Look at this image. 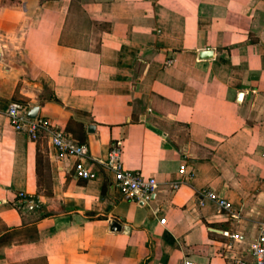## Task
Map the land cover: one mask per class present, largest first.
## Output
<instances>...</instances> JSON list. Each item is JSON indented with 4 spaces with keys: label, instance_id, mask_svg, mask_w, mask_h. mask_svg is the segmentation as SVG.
Listing matches in <instances>:
<instances>
[{
    "label": "crops",
    "instance_id": "0c3cea01",
    "mask_svg": "<svg viewBox=\"0 0 264 264\" xmlns=\"http://www.w3.org/2000/svg\"><path fill=\"white\" fill-rule=\"evenodd\" d=\"M13 101L95 179L13 131ZM114 144L155 179L147 201L112 186ZM263 221L264 0H0V264L247 263Z\"/></svg>",
    "mask_w": 264,
    "mask_h": 264
},
{
    "label": "built area",
    "instance_id": "2783aa9c",
    "mask_svg": "<svg viewBox=\"0 0 264 264\" xmlns=\"http://www.w3.org/2000/svg\"><path fill=\"white\" fill-rule=\"evenodd\" d=\"M171 59L164 61L163 65L168 66ZM31 108L29 105L19 102H10L5 110V116L11 129L26 135L29 141L36 142L45 138L52 149L60 158L70 157L75 159L73 164L74 175L82 180L88 181L95 179V174L88 171L82 164L87 157L86 147L76 144L69 137L60 131L48 120L35 116L33 120L26 118V111ZM121 147L119 144L112 145L106 154L105 160L101 165L110 173L111 184L118 192L119 197L127 202H145L156 188V181L153 177H144L138 171L124 169L121 161ZM178 174L186 179L192 177V172H186L184 165L178 167ZM178 183H172L171 189L176 190ZM199 196L213 202L220 211H224L231 217L230 206L222 199H218L210 190L199 191ZM18 199H25L22 193L17 194ZM164 220H159L163 224ZM234 238H236L234 236ZM181 264H193L188 260H182ZM236 264H264V221L259 225L258 235L250 247V260L245 263L237 261Z\"/></svg>",
    "mask_w": 264,
    "mask_h": 264
},
{
    "label": "water",
    "instance_id": "95a60500",
    "mask_svg": "<svg viewBox=\"0 0 264 264\" xmlns=\"http://www.w3.org/2000/svg\"><path fill=\"white\" fill-rule=\"evenodd\" d=\"M207 56H209V52L200 53L199 59H203V57H207ZM37 111H38V108L36 106L29 108L26 111V118L29 120H33L37 114ZM110 228L112 230H118V226L114 222L110 223Z\"/></svg>",
    "mask_w": 264,
    "mask_h": 264
},
{
    "label": "trees",
    "instance_id": "16d2710c",
    "mask_svg": "<svg viewBox=\"0 0 264 264\" xmlns=\"http://www.w3.org/2000/svg\"><path fill=\"white\" fill-rule=\"evenodd\" d=\"M36 156H37V163H38V153L36 154Z\"/></svg>",
    "mask_w": 264,
    "mask_h": 264
},
{
    "label": "rangeland",
    "instance_id": "374dc122",
    "mask_svg": "<svg viewBox=\"0 0 264 264\" xmlns=\"http://www.w3.org/2000/svg\"><path fill=\"white\" fill-rule=\"evenodd\" d=\"M39 141V140H38Z\"/></svg>",
    "mask_w": 264,
    "mask_h": 264
}]
</instances>
